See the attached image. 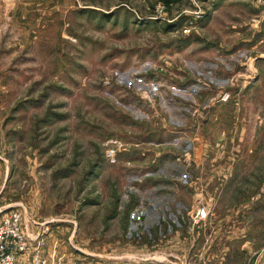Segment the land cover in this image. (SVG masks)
Returning a JSON list of instances; mask_svg holds the SVG:
<instances>
[{
    "label": "rangeland",
    "instance_id": "obj_1",
    "mask_svg": "<svg viewBox=\"0 0 264 264\" xmlns=\"http://www.w3.org/2000/svg\"><path fill=\"white\" fill-rule=\"evenodd\" d=\"M258 5L0 0V215L49 264H264V61L240 92L225 49Z\"/></svg>",
    "mask_w": 264,
    "mask_h": 264
},
{
    "label": "built area",
    "instance_id": "obj_2",
    "mask_svg": "<svg viewBox=\"0 0 264 264\" xmlns=\"http://www.w3.org/2000/svg\"><path fill=\"white\" fill-rule=\"evenodd\" d=\"M260 5L264 0H256ZM229 97L225 93L221 100L226 101ZM104 155L106 160L113 164L116 163L118 152L124 143L118 138L111 137L104 141ZM209 214L206 205L196 207L193 216L195 221H203ZM41 241H30L21 226V217L18 209L11 210L6 215H0V264H22V257L30 255V264H49L47 258L42 253ZM147 264H161L158 262Z\"/></svg>",
    "mask_w": 264,
    "mask_h": 264
},
{
    "label": "crops",
    "instance_id": "obj_3",
    "mask_svg": "<svg viewBox=\"0 0 264 264\" xmlns=\"http://www.w3.org/2000/svg\"><path fill=\"white\" fill-rule=\"evenodd\" d=\"M258 6L261 7H258V9H256L257 12H255L256 13L255 18H252L251 19L252 22L250 21L248 25L247 23H242V22H240V25L238 23H237L238 25H230L231 28L229 34L230 39H229V44H227L229 48H225L227 54H229L228 58L237 59V60L243 59L249 61L248 64L245 65L247 66L246 70L250 68L252 70H255V72L257 68H255L253 61L256 60L264 61V4ZM258 47H262L263 49L259 48L258 50ZM242 53H244L243 56H241ZM252 70H248V72L246 73L238 72L240 73L238 74L240 78L235 77L234 79L235 83L231 81L229 84L230 85L235 84L239 88L240 92L244 90L243 88L246 89L252 86H257L259 82V77L258 78L255 77V80H253V82L247 79L251 76V73H254V71ZM262 122L263 120L259 119L258 123L256 122V124L261 125ZM243 132H245V128H243ZM245 150H250V148H246ZM22 264H30L29 254H26L25 256L22 257Z\"/></svg>",
    "mask_w": 264,
    "mask_h": 264
}]
</instances>
